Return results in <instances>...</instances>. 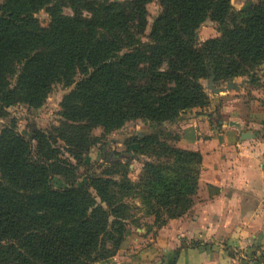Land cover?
Masks as SVG:
<instances>
[{
    "label": "trees",
    "instance_id": "1",
    "mask_svg": "<svg viewBox=\"0 0 264 264\" xmlns=\"http://www.w3.org/2000/svg\"><path fill=\"white\" fill-rule=\"evenodd\" d=\"M76 1L88 17L76 8L65 16L51 0L0 3V117L18 104L40 108L55 84L73 85L62 97L57 126L32 132L35 146L13 124L0 131V264L105 260L125 237L132 198L157 226L184 215L201 156L174 145L177 136L161 127L208 108L203 79L251 83L264 63V0L238 13L231 0ZM154 1L161 13L141 44L135 34ZM42 8L46 27L35 18ZM207 16L220 35L197 47L196 31ZM143 118L156 130L125 138L127 149L135 145L132 151L147 158L135 182L125 162L88 173L82 184L53 186L54 175L67 178L84 163L96 127L119 130Z\"/></svg>",
    "mask_w": 264,
    "mask_h": 264
},
{
    "label": "crops",
    "instance_id": "2",
    "mask_svg": "<svg viewBox=\"0 0 264 264\" xmlns=\"http://www.w3.org/2000/svg\"><path fill=\"white\" fill-rule=\"evenodd\" d=\"M255 73L173 124L175 145L201 156L190 209L160 226L139 215L99 264H264V63Z\"/></svg>",
    "mask_w": 264,
    "mask_h": 264
},
{
    "label": "rangeland",
    "instance_id": "3",
    "mask_svg": "<svg viewBox=\"0 0 264 264\" xmlns=\"http://www.w3.org/2000/svg\"><path fill=\"white\" fill-rule=\"evenodd\" d=\"M3 0H0V3ZM100 3H122L124 1L130 0H95ZM261 0H231L230 5L233 9V12H240L252 7L257 4ZM51 2H58L60 12L65 16H72L74 13V9L81 13L83 17H88L86 10L80 8V2L76 0H51ZM145 26L140 33V35L135 34L138 41L141 44L149 42L150 30L153 22L161 13V6L157 1L149 3L145 6ZM35 18L39 22L42 27H46L49 23V16L46 12V8H42L35 14ZM132 32L136 33L135 29H132ZM220 35L218 30V24L213 21L210 16L200 24L196 31L195 37V45H198L208 39L216 38ZM125 50L120 52L121 54ZM165 65V64H164ZM263 65V64H262ZM262 67V66H261ZM260 67V68H261ZM258 68L255 71L260 70ZM253 74V73H252ZM255 77V81H251V85L256 86V73L253 74ZM247 79L246 77H244ZM230 82V81H229ZM227 82V83H229ZM207 80H202V85L205 88L206 93H209V88L207 87ZM227 83L213 84L216 88H223ZM73 89V85L69 87H65L62 84H55L52 86L51 91L49 92L47 98L45 99L42 106L38 109H30L24 104L14 105L6 110V113L3 117H0V131L4 126H8L13 124L16 132L23 135L26 139L32 142V146H35V143L32 141V132L34 130H42L47 131L50 127L57 126L58 121L60 120L59 111H60V103L62 97L67 94L70 90ZM208 95V94H207ZM198 108L191 109L187 113L188 115L196 113ZM204 109V108H202ZM200 111V109H198ZM207 111V110H206ZM161 129L168 136H177V129L173 124H164ZM160 129V130H161ZM155 125L152 121L147 118L137 119L134 121H130L124 124V126L119 130H110L105 131L101 127H96L92 134L97 138V142L91 148L90 152L84 159V163L81 165H77L72 169L71 174L68 175L67 178L54 175L52 177V184L55 188H64L66 185H77L82 184L88 173H100L102 168L105 165L119 166L120 168L126 162L128 164V178L135 182L140 174L143 163L147 160L146 156H142L141 154H137L133 152L135 145L128 149L125 147V138L136 137L139 135L140 137L146 134H151L155 131ZM136 137V138H140ZM171 142V141H169ZM61 145V142H58ZM175 145V142H174ZM61 147V146H60ZM127 151L129 152H126ZM130 157V158H129ZM74 164V162H71ZM114 168V167H113ZM124 168V167H122ZM117 175V174H116ZM92 192V191H91ZM93 193V192H92ZM131 203L134 208L131 210L132 218L125 222V229L128 230L127 226L137 223L138 216L140 217H148L143 214V209L141 207L138 199L131 200Z\"/></svg>",
    "mask_w": 264,
    "mask_h": 264
},
{
    "label": "water",
    "instance_id": "4",
    "mask_svg": "<svg viewBox=\"0 0 264 264\" xmlns=\"http://www.w3.org/2000/svg\"><path fill=\"white\" fill-rule=\"evenodd\" d=\"M212 82H213V77L208 81V83H207V87H208L213 93H218L219 90H218V89H215V87L213 86Z\"/></svg>",
    "mask_w": 264,
    "mask_h": 264
},
{
    "label": "built area",
    "instance_id": "5",
    "mask_svg": "<svg viewBox=\"0 0 264 264\" xmlns=\"http://www.w3.org/2000/svg\"><path fill=\"white\" fill-rule=\"evenodd\" d=\"M94 264H99V262H96V263H94Z\"/></svg>",
    "mask_w": 264,
    "mask_h": 264
}]
</instances>
